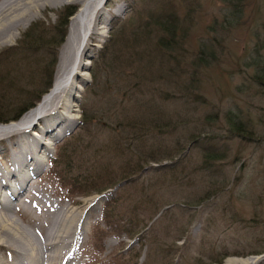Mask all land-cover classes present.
Returning a JSON list of instances; mask_svg holds the SVG:
<instances>
[{
    "label": "rangeland",
    "instance_id": "obj_1",
    "mask_svg": "<svg viewBox=\"0 0 264 264\" xmlns=\"http://www.w3.org/2000/svg\"><path fill=\"white\" fill-rule=\"evenodd\" d=\"M167 1L188 29L180 55L179 49L175 55H163L156 47V38L145 37L140 46L148 53L141 61L122 60L110 73L111 80L122 86L121 91L98 86L91 92V69L102 58L106 66L105 58L111 64L107 53L119 45L120 29L129 34L141 20H150L149 9L164 5L163 0H107L103 11L109 22L102 35L97 33L90 40L87 79L71 114L76 123L54 146L46 167L29 173L27 183L21 184L25 189L36 184L40 193L60 203L61 210L69 205L73 211L89 213L87 233L81 235L82 242L75 250L70 249L84 264H226L230 258L264 264V86L252 77L254 60L264 55V0H243L240 12H233L229 0ZM122 2H126L125 10L117 11ZM81 4L67 0L58 7H48L26 23L15 39L0 47V81L16 75L6 56L9 47L22 51L38 48L42 52L39 58H49L54 46L48 43L58 31L59 20L69 6L78 11ZM28 31L31 43L25 37ZM67 36L58 48L53 84L57 71L70 62L61 54ZM202 43L215 58L203 52L209 61L197 65ZM100 66L104 67L100 75L106 78V68ZM105 93L113 103L105 105L104 114L97 108L98 118L81 126L84 104L102 107L103 100H110L102 96ZM237 110L241 118L250 120L256 135L229 129L227 115ZM159 112L163 113L158 116ZM119 119L128 124L121 127ZM123 129L137 137L143 132L140 138L147 136L146 131L155 132L147 141L155 140L164 149L183 141L184 152L159 163L149 162L145 156L143 172L129 181L123 178L125 161L130 158V150L125 148L136 137L125 133L124 138ZM33 130L19 136L26 139ZM194 135L200 139L190 142ZM123 138L126 141L120 148L118 141ZM17 140L21 139H0V174L2 169L12 170L11 155L21 148ZM206 147L219 155L211 158L210 164L204 160ZM57 173L63 175L62 182ZM99 178L115 185L103 192L79 193L63 184L67 179L90 190ZM23 191L25 197L32 193ZM7 193L3 191L2 198ZM113 199L111 211L119 213L120 222L116 230L103 218L106 203ZM28 207L34 212L31 216L39 219L36 226L49 223H43L45 211L37 212L32 204ZM14 215L29 229L35 224ZM83 228V224L77 226V230Z\"/></svg>",
    "mask_w": 264,
    "mask_h": 264
},
{
    "label": "bare ground",
    "instance_id": "obj_2",
    "mask_svg": "<svg viewBox=\"0 0 264 264\" xmlns=\"http://www.w3.org/2000/svg\"><path fill=\"white\" fill-rule=\"evenodd\" d=\"M66 1L0 0V47L15 39L25 24L35 19L39 13H43L48 7H58ZM77 1H82L81 7L71 18L69 34L61 48V54L70 58L69 64L57 71L53 86L36 106L16 121L0 123V139H12L14 136L21 139L17 140L21 148L15 152V156L11 155L9 168L12 170L2 169L0 174V264H84L70 249L74 247L75 250L78 242H82L81 235L84 231L87 233L89 213L86 215L82 211H73L69 205H63L64 209L61 210L60 203L52 196L40 193L36 184L30 185L29 189L22 186L27 183L29 173L46 167L54 146L73 129L76 120L73 119L72 112L77 106L88 75L85 69L92 54L90 40L97 33L102 35L101 31L107 28L109 22L103 11L107 0ZM125 8L126 2H122L117 5L116 10L123 12ZM30 130L34 131L32 136L22 139L21 136L28 134ZM22 171L24 175L21 176ZM16 178L22 181L16 182ZM11 180H14L13 183ZM23 189V192L29 190L28 193H32L25 197L21 195ZM3 191L8 192L4 198ZM29 204L34 205L39 213L45 211L43 223H49L36 226L35 220L39 222V219L31 216L34 212L30 211ZM92 206L93 204L90 208ZM16 213L23 220L35 224L31 229L21 225L15 218ZM80 224L84 228L77 230ZM226 264L248 262L230 258Z\"/></svg>",
    "mask_w": 264,
    "mask_h": 264
},
{
    "label": "trees",
    "instance_id": "obj_3",
    "mask_svg": "<svg viewBox=\"0 0 264 264\" xmlns=\"http://www.w3.org/2000/svg\"><path fill=\"white\" fill-rule=\"evenodd\" d=\"M243 0H229V5L231 6L233 12L239 11L241 9ZM163 6L159 9L153 10L149 9L148 11L151 13V17H148L150 20H141L140 24L134 29L132 32L127 34L126 31L120 29V39L119 45L113 48L112 53H107V56L111 55V64L108 58L104 60L99 59L97 64H94L91 69L93 83L91 84L90 91L93 92L94 89L98 86L103 89L106 86V90H114L119 93L120 85L119 82L111 80L113 76H110L113 70H117L120 66L121 61L127 62H140L141 56L148 53L146 48L141 47L140 44L144 43V38L146 37L149 40H153L156 38V47L159 52H162L163 55H175L176 50L180 48L181 45L184 44V40L186 37V31L188 29L183 25V19H181L180 15L175 10V7L172 4H169L167 0H163ZM77 8L75 6H69L65 15L61 20H59V24L57 27V32L51 37V41L48 44L54 46L53 50H49L50 57L49 58H39V54L42 53L40 49H28L26 51H22L20 49L15 50L16 47H9L6 51L7 58L10 57L12 65H14V69L16 70L15 79L9 78V81H5V78H2L0 81V122L8 123L9 121L18 120L25 112L34 107L42 98V96L47 93L53 85L54 75H55V66L57 62V53L58 48L64 42L67 32L68 25L70 22V18L76 13ZM187 21V20H185ZM124 26V25H123ZM125 27V26H124ZM120 28V27H119ZM31 31V30H30ZM30 31L25 34L30 35ZM32 39H34L32 37ZM30 42L29 36L26 39ZM147 42V41H146ZM31 43V42H30ZM210 53L211 57H214L213 51H208L207 44L202 43L199 48V53L197 55V65L207 64L208 59L207 56L204 57L203 52ZM10 54V55H9ZM100 56V55H99ZM104 57V56H103ZM261 58V59H260ZM104 65L106 68V78L100 75L102 69L104 67L100 66ZM112 67H108V66ZM253 65L255 66L254 74L252 77L255 79L256 83L260 86H264V55L254 60ZM116 87V88H115ZM118 87V88H117ZM103 97L109 98V94L105 93L102 95ZM111 97V96H110ZM85 99H88L85 96ZM110 100H103L102 107H96L95 105L84 104L82 109V119L81 126H88L92 124L97 118L100 111H97V108L103 110L102 114L106 108L105 105H109L113 103ZM113 100V99H112ZM110 108V107H108ZM163 113V112H162ZM161 112L156 113L158 116L162 114ZM241 111L237 110L235 113H229L227 115L229 129L234 133L240 134V131H245L247 134H255V128L250 120L241 118ZM161 116V115H160ZM130 119V118H129ZM118 123L121 127L125 126L126 122L118 120ZM131 127V126H130ZM133 129V128H132ZM88 131L90 129H87ZM121 131V134L125 138V133H128L130 137L135 138L127 148L130 150V158L125 161L126 167H123L124 171V179H134L133 177L141 172L145 166H142V161L144 157H149V162H161L162 160H173L175 156L182 154L184 152V144L183 141L178 140L176 146H166L164 149L163 144H156L155 140H149L151 137H154L152 134L155 132L146 131V135L143 138H140L143 135V132H140V137L133 136L129 132ZM149 135V141H147V137ZM254 137V135H252ZM122 140L118 141V146L121 148L124 143ZM200 139V136L194 135L191 137L190 142H197ZM145 141V142H144ZM162 145V146H161ZM134 146V148H133ZM142 149V150H141ZM144 150V152H142ZM204 152V160L206 163L210 164V160L219 158L217 152L212 150V147H206L203 149ZM185 155V154H184ZM212 158V159H211ZM209 161V162H207ZM208 167V165H207ZM123 171L121 173H123ZM132 172V173H131ZM131 173V174H130ZM57 176L60 177L61 182L63 180V175L57 173ZM122 178V179H123ZM64 185H69L71 187V191H78L79 193H88V191H97L103 192L115 185V182L103 181V179L99 178L95 180V187L90 190H85L82 184L77 183L75 181H69L65 179ZM115 201L107 202L106 207L103 211V218L107 222V224L113 228L118 229L120 222L118 223L119 213H115L111 210L113 209V205ZM152 220V219H151ZM147 226V225H146ZM121 228V227H119ZM98 233L105 234L104 231L99 230Z\"/></svg>",
    "mask_w": 264,
    "mask_h": 264
}]
</instances>
